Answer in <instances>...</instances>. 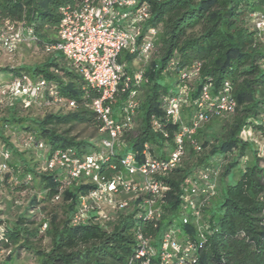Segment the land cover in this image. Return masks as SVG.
I'll return each mask as SVG.
<instances>
[{
	"label": "trees",
	"instance_id": "16d2710c",
	"mask_svg": "<svg viewBox=\"0 0 264 264\" xmlns=\"http://www.w3.org/2000/svg\"><path fill=\"white\" fill-rule=\"evenodd\" d=\"M147 1L151 16L142 26L140 39L154 27L156 46L145 64L149 81L139 87L141 107L135 132L127 137L124 151L140 152L148 143L153 155L159 158L169 155L166 141L172 140L176 126L170 125V136L166 138L152 129L150 119L163 113L162 96L179 83L177 72L163 73L173 57L178 60L177 70L195 61L201 64L199 77L191 84L190 102L198 96L203 83L212 82L215 92L229 80L237 101L236 111L210 113L194 135L201 150L187 143L179 165L162 177L171 189L157 227L136 218L142 197L132 199L126 207L113 209L105 226L73 225L79 195L92 185L80 179L61 191L60 177L44 168V159L53 151L67 147L76 148L79 154L91 153L99 149L100 140L106 135L100 131L101 124L89 107L97 92L86 86L78 66L62 52L46 51V45L58 39L61 8L74 6L76 0H0V36L7 23L13 24L27 35L18 45L32 42L48 54L34 64L0 67V88L24 75L47 82L38 100L30 105H25L22 98L6 102L0 99V161H3L2 151L10 153L9 171L2 175L1 181L13 195L30 196L28 205L17 206L13 222L7 223L1 216L5 210H0V226H4L5 232L0 241V264L11 261L22 248L33 251L38 264H128L137 247V227L154 236L155 245L162 232L173 224L180 227L182 238L195 239L198 226L194 216L189 215L191 220L186 224L178 219L180 196L189 190L194 170L202 164H211L214 157L218 160L211 164L218 173L217 194L202 212L203 221L215 229L199 248L197 264H264V166L261 163L264 152L254 141L241 138L242 131L249 127L264 136V42L248 19L249 12H264V0ZM125 57L123 60L120 55L119 61H125L127 71L132 73L136 54L126 53ZM165 75L176 77L166 81ZM51 84L57 85L67 102L76 100L77 107L48 105L47 101L52 100L48 93ZM190 107H183L184 118ZM40 108L45 109L43 114L37 113ZM83 124L96 130L95 138L74 133ZM21 134L24 139L20 144L14 135ZM30 136H34V141H29ZM35 141H43L46 148L38 149ZM138 157L141 158L140 154ZM110 162L116 168L105 164L106 175L121 169L118 157ZM237 167L239 177L231 182L228 178ZM45 220L48 227L41 232ZM45 238L49 239L48 248L39 245Z\"/></svg>",
	"mask_w": 264,
	"mask_h": 264
},
{
	"label": "built area",
	"instance_id": "2783aa9c",
	"mask_svg": "<svg viewBox=\"0 0 264 264\" xmlns=\"http://www.w3.org/2000/svg\"><path fill=\"white\" fill-rule=\"evenodd\" d=\"M150 16V3L147 0H76L74 6L61 8L58 39L46 45V51H60L78 66L86 86L97 92L89 107L101 124L100 131L106 134L100 140L99 149L91 153L79 154L76 148L67 147L53 151L44 159V168L57 172L60 177L61 191L80 179L92 185L87 192L79 195L72 217L73 225L98 223L105 226L111 220L113 209L126 207L132 199L142 197L141 209L136 218L157 227L163 217L167 192L171 189L162 177L179 165L186 153L187 143L201 150L194 135L210 113L232 114L236 111L237 101L229 80H225L215 92L212 82L203 83L198 96L190 102L191 84L199 77L201 64L195 61L177 70L178 60L173 57L167 62L163 73L177 72L179 83L174 90L162 96L163 113L153 115L150 119L152 129L166 138L170 136V125L176 126L172 140L166 141L169 155L166 158L153 155L148 143L144 144L140 152L124 151L127 137L135 130L141 107L139 87L149 81L145 74V64L156 46L157 29L154 27L140 39L142 26ZM248 19L264 42V12H249ZM26 39L27 35L23 31L7 23L0 36V43L3 49L14 52L18 44ZM125 49L144 62L133 73L127 71L125 61H119ZM46 86V80L34 81L24 75L22 79H14L0 89L7 96L22 98L25 105H30L38 100ZM48 93L52 97L51 101H47L48 105L65 104L69 109L78 105L74 99L67 102L56 84L48 86ZM186 105L191 107L184 118L182 111ZM255 132L249 127L242 131L241 138L258 144ZM29 141H34V136H30ZM35 145L38 149L46 148L43 141H35ZM263 147L259 146L261 153L264 152ZM1 155L2 180V175L9 171L10 153L2 151ZM113 157H118L121 169L106 175L103 173L105 164H109L108 168H116L115 163L110 162ZM217 174L211 164L200 165L191 175L189 190L180 196L178 219L186 224L191 220L189 215L194 216L198 226L196 238H182L180 227L173 224L162 232L155 245V237L137 227V247L128 264L198 263L197 252L215 229L203 221L202 210L217 194ZM59 198L60 195H57L56 199ZM47 227L48 222L45 220L41 232ZM4 236V226H0V241Z\"/></svg>",
	"mask_w": 264,
	"mask_h": 264
},
{
	"label": "rangeland",
	"instance_id": "374dc122",
	"mask_svg": "<svg viewBox=\"0 0 264 264\" xmlns=\"http://www.w3.org/2000/svg\"><path fill=\"white\" fill-rule=\"evenodd\" d=\"M126 53H128V50L125 49L122 51L121 56L123 60H126ZM48 54L43 50L42 47L39 45H36L32 42H23L22 44L18 45L16 50L14 52H8L7 50L3 49L0 46V67H19L22 64H34L40 61H43ZM144 65V62L139 59L138 57L134 58L133 64H132V71L135 72L138 69H140ZM132 72V73H133ZM174 75H165L166 81H169L170 79L175 78ZM4 91L0 89V99L2 102L10 101L14 98L13 96H4ZM20 94V93H19ZM142 92H139V95L141 96ZM56 108V107H55ZM45 109L40 108L37 113L43 114ZM225 121V120H224ZM12 130V129H11ZM10 130V132H11ZM135 131H133L134 133ZM74 133L80 134L81 136H93V138L96 137V130L92 126L88 125H78L74 129ZM15 134V133H14ZM256 139L258 140V146H264V136L260 134V132H255ZM23 135H14V138L16 141H18L20 144L22 143ZM264 148V147H263ZM264 155V153H263ZM217 157H214V159L211 160V164H216ZM264 166V157L261 162ZM239 177V167L235 168L231 175L229 176V181H235ZM30 196L27 195V193H23L20 197H18V194H12L8 186L5 185L1 181L0 178V210H5L1 216L7 221V223L13 222L17 217V206L25 205L28 202V198ZM18 199V200H17ZM30 199V198H29ZM28 205V204H27ZM34 209V207L32 208ZM37 210V209H35ZM39 216V215H38ZM41 247L48 248L49 246V239L45 238L42 242L39 244ZM5 264H38V259L35 253L29 249L22 248L17 253L13 255V258L11 261H6Z\"/></svg>",
	"mask_w": 264,
	"mask_h": 264
}]
</instances>
